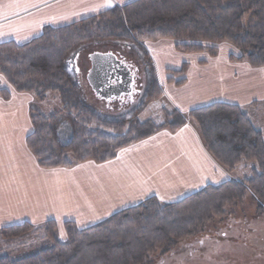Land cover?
I'll return each instance as SVG.
<instances>
[{"label":"trees","instance_id":"trees-1","mask_svg":"<svg viewBox=\"0 0 264 264\" xmlns=\"http://www.w3.org/2000/svg\"><path fill=\"white\" fill-rule=\"evenodd\" d=\"M160 40L174 41L178 51L211 56L218 53V46L229 44L239 53L231 56V62L264 68V0H136L68 26L45 27L40 36L23 45L0 42V99L12 97L1 86L5 81L14 92L40 101L56 93L62 104V111L51 116L30 110L33 131L26 145L40 168L105 163L120 150L163 130L176 133L192 121L218 164L233 172L255 162L252 177L208 185L172 204L152 197L86 229L66 222L65 240L59 238L55 221L38 228L29 223L4 227L0 235L6 240L41 229L52 245L20 259L1 255L0 264H149L156 252L168 253L197 236L214 219L224 217L227 208L242 203L248 193L257 200L258 216L264 214V136L239 106L214 103L187 114L170 112L166 122L157 126L152 120H139L143 105L126 118L109 119L86 104L82 82L69 66L71 59L76 66L79 50L114 42L132 44L148 57L144 44ZM185 70L176 83L184 82ZM149 79L146 103L162 97L154 70L149 71ZM63 118L72 130L67 144L58 139V122Z\"/></svg>","mask_w":264,"mask_h":264},{"label":"crops","instance_id":"crops-1","mask_svg":"<svg viewBox=\"0 0 264 264\" xmlns=\"http://www.w3.org/2000/svg\"><path fill=\"white\" fill-rule=\"evenodd\" d=\"M133 1L0 0V42L23 45L40 36L45 27L68 26ZM149 50L161 86L173 79L165 77L164 83L159 79L157 70L168 69L163 67L165 62L180 57L170 67L182 69L190 64L184 82L169 85V112L185 114L226 103L239 106L249 118L254 109L264 115V68L217 57L198 64L170 45ZM5 84L2 81L8 89ZM35 100L30 94L13 91L9 101L0 99V229L24 223L41 227L55 221L63 234L65 222L86 229L152 197L172 204L208 185L241 180L235 177L238 169L227 171L209 154L192 121L176 133L163 130L120 150L105 163L42 169L26 145L33 131L30 110ZM255 128L264 136L262 126Z\"/></svg>","mask_w":264,"mask_h":264},{"label":"rangeland","instance_id":"rangeland-1","mask_svg":"<svg viewBox=\"0 0 264 264\" xmlns=\"http://www.w3.org/2000/svg\"><path fill=\"white\" fill-rule=\"evenodd\" d=\"M160 45L175 47V42L160 40L145 43L144 47L150 53V48H157ZM178 52L192 56L193 61H197L198 64H204L216 57L219 61L230 62L231 56H239L238 51L229 44L218 46V53L215 56L206 52L194 54ZM95 53H112L117 59L126 63L134 76L132 92L127 93L125 87L105 98H101L93 92L87 76L91 68L90 56ZM150 56L145 57L144 53L132 44L107 42L82 48L79 50L76 66L72 59L69 66L72 73L76 72L77 77L74 74V78H78L82 82L86 104L96 113L109 119H122L132 115L143 105L144 111L138 115L139 120H152L157 126H160L166 122L167 113H170L167 110L168 106L170 107L168 101L171 96L169 85L177 87L179 84L165 81V77H172L179 81L183 76L181 70L186 67L185 77L190 64H184L182 69L177 68L176 65L170 67L171 62L178 63L181 60L180 57H174V60L165 62L163 67L168 69L157 70L160 81L166 82L165 85H160L162 97L159 100L146 103V94L150 84L149 71L155 70V66H157L156 62L149 58ZM245 63L247 62L245 61ZM6 86L11 92L13 91L8 84ZM31 106L32 109L38 110L46 116L62 111V104L56 93H48L45 100H35ZM250 111H252L250 119L255 127L262 126L264 128V115L261 117V112L257 115L256 109ZM71 131L67 119L63 118L58 122V139L62 144H67L70 141ZM242 165L236 168L238 170L235 177H239L241 180L251 178L257 167L256 163L248 162ZM256 204L257 200L251 193H248L242 203L227 208L224 217L214 219L197 236L179 243L168 253L156 252L152 255L149 264H264V214L258 216ZM43 233V230L36 229L22 238L14 240H6L0 235V256L7 255L13 259H20L51 247L50 240H47ZM58 235L61 240L66 239L65 231L63 234L58 231Z\"/></svg>","mask_w":264,"mask_h":264},{"label":"water","instance_id":"water-1","mask_svg":"<svg viewBox=\"0 0 264 264\" xmlns=\"http://www.w3.org/2000/svg\"><path fill=\"white\" fill-rule=\"evenodd\" d=\"M91 68L88 72V82L93 92L101 97L105 98L114 94L121 88L126 87V92H132V86H134V76L132 71L123 61L117 59L112 53H95L90 56ZM113 77L110 81H115L116 87H111L107 92L106 83L109 82V77Z\"/></svg>","mask_w":264,"mask_h":264},{"label":"flooded vegetation","instance_id":"flooded-vegetation-1","mask_svg":"<svg viewBox=\"0 0 264 264\" xmlns=\"http://www.w3.org/2000/svg\"><path fill=\"white\" fill-rule=\"evenodd\" d=\"M113 77L111 76V77H109V82L108 83H106V85H107V92H109L110 91V89H111V87H116V83H115V81H112V83H110V81H111V79H112ZM147 83V82H146ZM146 86V85H145Z\"/></svg>","mask_w":264,"mask_h":264}]
</instances>
